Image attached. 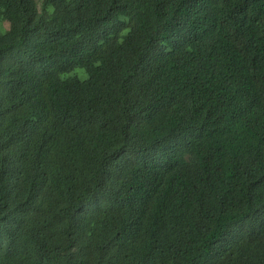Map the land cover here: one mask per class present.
<instances>
[{
  "label": "trees",
  "instance_id": "trees-1",
  "mask_svg": "<svg viewBox=\"0 0 264 264\" xmlns=\"http://www.w3.org/2000/svg\"><path fill=\"white\" fill-rule=\"evenodd\" d=\"M0 264H264V0H0Z\"/></svg>",
  "mask_w": 264,
  "mask_h": 264
},
{
  "label": "rangeland",
  "instance_id": "rangeland-1",
  "mask_svg": "<svg viewBox=\"0 0 264 264\" xmlns=\"http://www.w3.org/2000/svg\"><path fill=\"white\" fill-rule=\"evenodd\" d=\"M42 1H43V0H38V2H39L40 4H42ZM82 79H86V76L83 77Z\"/></svg>",
  "mask_w": 264,
  "mask_h": 264
}]
</instances>
